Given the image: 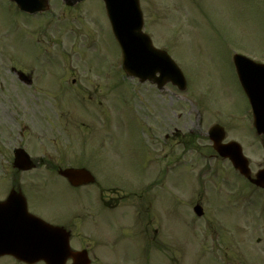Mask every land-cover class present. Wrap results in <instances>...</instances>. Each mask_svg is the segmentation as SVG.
Here are the masks:
<instances>
[{
  "label": "rangeland",
  "instance_id": "374dc122",
  "mask_svg": "<svg viewBox=\"0 0 264 264\" xmlns=\"http://www.w3.org/2000/svg\"><path fill=\"white\" fill-rule=\"evenodd\" d=\"M51 1L56 5V0ZM141 1L147 22L146 31L151 34L153 40L155 39L158 47L168 46L171 55L188 80L189 92L195 97L188 96L185 91L187 96L183 97V103L178 104V100L175 99L173 104L170 98L164 100L168 97V92L163 95L158 94L159 99L156 104L160 105L159 111L154 108L155 103H149V111L145 98H142L145 105L139 101L135 102L133 93L131 96L114 100L125 118L119 128V161L110 171L118 179L131 180L138 174L140 170L138 164L140 160L146 159L147 149L152 144L148 123H152L158 113L161 126L167 128L179 125V128L185 132L192 130L201 132L209 123L224 120L228 129V138L241 140L244 143L251 167L256 172L264 165V150L254 138L249 118V101L241 90L232 59L234 52L264 59V0ZM56 7H52L47 19L40 17L47 20L42 22L43 20L39 18L35 20V16L28 17L18 11L17 7L10 8L6 0H0V164H2L0 173L14 172L11 166L12 148L22 142L20 133L22 130L27 131V134L24 133L22 136L26 135L24 143L29 145L30 151L36 156L40 155L46 146L49 147L48 150L52 149L50 153L56 156H59V151L55 149H60V146L64 147L63 150L67 155H70L69 148L77 150L78 140L89 143L97 134L94 125L91 128L77 126V123L88 124L90 119L86 113L80 111L75 100L64 97L67 93L63 85V89L56 92V98L51 97L53 98L51 102L44 105L49 110L48 114L54 127H43L42 125H48V122L45 116L39 113L38 107L41 104L32 101L31 96H25L28 94L25 91L26 85L19 82L17 74L10 71L11 68L17 67L29 73L27 67L33 62L38 64L40 72L47 74L45 81L52 80L54 75H58V68L48 65V61L45 60L48 57L45 50L51 47V54L56 64L63 61L66 63L65 67L72 66V72L64 73L63 68L59 71L60 82L62 78H78L73 87H79V90L90 87L95 97L92 96L93 100H91L93 106L107 110L110 116L113 114L108 111V98L104 97L102 89L96 87L97 81L92 74L97 64H104L110 69L118 67L120 93L129 90L128 82L121 70L120 50L112 34L102 0H87L83 5L80 4L73 9L67 8L66 12L57 5ZM71 29L74 31L71 32ZM76 32L79 38L71 43L72 36ZM92 34H94L93 41ZM90 41H92L91 49L87 50L85 47ZM78 57H81V60L91 59L87 67L90 66L92 69L84 68V72L87 71L88 74L79 72V68L84 67L85 64L78 61ZM36 79L41 83L39 77ZM60 82L55 83L60 85ZM50 88L49 92L54 94V87ZM143 92L146 93V90ZM89 103L92 107V103ZM204 108L208 113L211 109L214 110L207 117L210 119L207 123L206 118L202 123L196 117L197 109L203 111ZM43 110L44 108L41 107L42 113ZM149 116L151 121L148 119ZM90 122L98 126L97 122L92 120ZM69 133L72 135L70 140H73V143L66 142ZM53 138L54 144H47V139ZM38 139L44 143H40ZM210 164L211 168H216V172L219 170L222 175L224 172L228 173L226 163L212 159ZM44 168L29 173L35 175L44 172ZM151 169L153 172V166ZM182 172L183 190L187 191L192 180L185 170ZM176 177L177 172L175 173L169 166L164 184L167 189L175 182ZM30 180L31 177L28 181ZM34 180L37 182L39 179L35 177ZM4 183L5 181H0V184ZM57 184L62 187L66 185L60 180ZM62 187H57L48 205L37 206L32 193L28 191L27 196L32 209L46 212L45 209L48 208V212H52L50 209L60 208L64 197ZM215 189L219 194L220 191H226L225 196L221 195L222 197L230 193L231 198L234 199L231 203L227 200L222 201V210L217 211L216 218L226 224L228 230L224 234L218 232L219 238L215 234V238H209L212 241L209 240L208 243L201 240V249L209 250L208 256L213 251L211 248L220 254L225 252L224 261L227 264H264V208L261 206L264 201L260 202L257 192L251 193L247 187H241L240 184L231 186L229 191L219 180ZM65 190L68 191L66 186ZM36 195V198L42 202L37 193ZM185 204L186 202L181 204L184 210H186ZM223 236H229L231 243L222 240ZM196 241L199 243V240ZM238 246L243 250L246 258H241ZM218 247L221 250H218ZM2 261L3 264L6 263L5 259ZM214 264L224 263L219 259Z\"/></svg>",
  "mask_w": 264,
  "mask_h": 264
},
{
  "label": "flooded vegetation",
  "instance_id": "af4514ba",
  "mask_svg": "<svg viewBox=\"0 0 264 264\" xmlns=\"http://www.w3.org/2000/svg\"><path fill=\"white\" fill-rule=\"evenodd\" d=\"M84 90L90 97L94 95L90 87ZM108 90V86L102 88V91ZM101 121L114 127L116 117L102 114ZM181 137L178 143L182 142ZM114 192L116 194L105 196L104 190L100 189L99 204L91 207L87 205L86 196L78 195L77 190L74 196L79 198V205L70 206L64 213H46L43 218L63 229L68 234L71 251L89 256L90 264H134L136 256L140 258L138 264H152V260L165 261L168 255L177 260L183 254V232L179 226L183 214L178 205L175 208L168 206L166 196L153 195L143 188L134 189L129 195L132 204L120 206L126 196L121 198L118 190ZM178 192L179 201L183 196L181 180L178 181ZM158 199L161 203L154 204ZM207 212L212 211L205 210L202 218ZM210 221L206 217L203 223ZM54 233L56 238L63 239L61 232ZM71 261L72 258L68 263Z\"/></svg>",
  "mask_w": 264,
  "mask_h": 264
},
{
  "label": "water",
  "instance_id": "95a60500",
  "mask_svg": "<svg viewBox=\"0 0 264 264\" xmlns=\"http://www.w3.org/2000/svg\"><path fill=\"white\" fill-rule=\"evenodd\" d=\"M21 7L30 9L33 7V4L37 0H16ZM108 8L112 13L111 19L114 25L115 33L122 45L125 53V69L128 73L133 75H138L143 78L153 77L154 72L160 71L163 77L167 78H176L183 81V76L181 72L174 65L169 56L161 51L152 49L151 41L142 33L141 27L137 25L141 19L140 15L136 17L125 15L124 6L121 0H106ZM139 0H128L129 5L135 6L138 10ZM45 4V3H44ZM46 7H43L42 10H45ZM134 19L137 20L136 25H134ZM245 85L249 91H253V101L255 102V113L257 116V127L259 132H264V88L259 87L257 84H254V81L247 79L244 76ZM184 82V81H183ZM251 89V90H250ZM251 93V92H250ZM252 96V95H251ZM219 144V142H218ZM220 145H217L219 148ZM236 144H229L223 148H219L223 155H228L234 161V164L240 167L245 173H248L247 161L243 157L240 149H233ZM17 165H20L22 168H28L31 166V163L28 159L27 154H24V151L19 150L17 152ZM65 174H76L78 172L72 170L64 171ZM261 182L264 184V171L261 173ZM22 203V210L19 211L22 215L21 218L24 219L23 223H20V227L17 228L19 231H22L26 240L31 237V228L30 225L33 222V219L27 217L24 213V203ZM16 201L12 200L9 203L8 209L6 212L10 213L11 208H14ZM34 227V225H33Z\"/></svg>",
  "mask_w": 264,
  "mask_h": 264
}]
</instances>
